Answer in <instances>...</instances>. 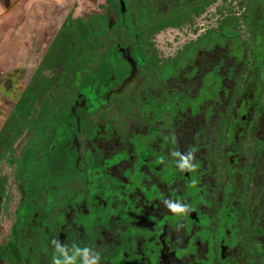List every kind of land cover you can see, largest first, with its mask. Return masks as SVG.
<instances>
[{"label":"flooded vegetation","instance_id":"flooded-vegetation-1","mask_svg":"<svg viewBox=\"0 0 264 264\" xmlns=\"http://www.w3.org/2000/svg\"><path fill=\"white\" fill-rule=\"evenodd\" d=\"M250 1L81 0V19L62 17L0 113V264H264V0ZM41 80L59 109L22 151L7 124Z\"/></svg>","mask_w":264,"mask_h":264},{"label":"crops","instance_id":"crops-1","mask_svg":"<svg viewBox=\"0 0 264 264\" xmlns=\"http://www.w3.org/2000/svg\"><path fill=\"white\" fill-rule=\"evenodd\" d=\"M80 3L81 0H0V113L6 111L7 102L17 99L18 87L30 82L31 73L50 46L53 26L58 27L62 17L72 12L74 20L82 18L78 15Z\"/></svg>","mask_w":264,"mask_h":264},{"label":"rangeland","instance_id":"rangeland-1","mask_svg":"<svg viewBox=\"0 0 264 264\" xmlns=\"http://www.w3.org/2000/svg\"><path fill=\"white\" fill-rule=\"evenodd\" d=\"M251 4H252V0L250 1L249 6ZM53 23L55 24L56 21L53 20ZM56 27L57 25L55 24V27L53 29H55ZM245 41H246V38H245ZM246 56L248 55L246 54ZM47 58L51 59V57L46 56L45 60H47ZM85 66L86 67L81 69V71L84 72V74L88 73L90 75L91 74L89 70L90 68L88 67L87 64ZM60 69H61V66L58 65L54 70V73L56 74L53 75V73L48 72L46 74H42L41 79H45L48 76L52 77V79L54 77H56L57 79L59 76L62 75V73L60 72ZM66 74L67 73H65L64 76H66ZM44 82L46 81L41 80V83H40L41 86L40 88L39 87L36 88V90L33 92L34 94H32L31 96L26 95L25 98H22V101L18 102V104L15 107V109L17 110L16 114L12 116V118L10 119L11 121L9 122V124H7L8 129H6L7 134H5L6 142L16 140V136L18 135H14V134H18L19 130H21V136H20L21 139L17 147L21 149L22 151L23 150H38L37 148L41 147L42 142H40L39 136L43 134L40 133V127L43 125H47L48 127H50L51 126L49 124V121H50L49 117H51L50 113L54 111L53 109H59L58 107L59 104L57 101H54L55 98L53 96L54 93L56 92L54 91L56 87V83L54 82L53 84H49L50 82L49 83L48 82L44 83ZM78 83H79V77H78ZM79 88L81 87L79 86ZM88 90H90V87L88 83H85V85H83V91L86 92L87 95L89 96ZM59 93L60 92L58 91L56 95H58ZM34 95L36 99H34L33 97ZM50 100L53 101L50 104L57 102L58 105L51 108L50 105H48ZM10 135H13L14 139L13 137H9L7 139V136H10ZM37 155L38 153L32 158L35 159ZM10 205H12V203H10ZM10 223L11 222H8V221L4 225L0 223V244H3L6 240V237H7L6 234L9 229Z\"/></svg>","mask_w":264,"mask_h":264},{"label":"clouds","instance_id":"clouds-1","mask_svg":"<svg viewBox=\"0 0 264 264\" xmlns=\"http://www.w3.org/2000/svg\"><path fill=\"white\" fill-rule=\"evenodd\" d=\"M89 264H94V262H89Z\"/></svg>","mask_w":264,"mask_h":264}]
</instances>
